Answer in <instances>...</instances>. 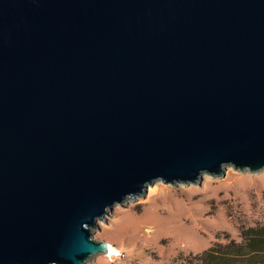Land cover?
Here are the masks:
<instances>
[{"label":"water","instance_id":"water-1","mask_svg":"<svg viewBox=\"0 0 264 264\" xmlns=\"http://www.w3.org/2000/svg\"><path fill=\"white\" fill-rule=\"evenodd\" d=\"M228 168L264 170V0H0V264H88Z\"/></svg>","mask_w":264,"mask_h":264},{"label":"rangeland","instance_id":"rangeland-1","mask_svg":"<svg viewBox=\"0 0 264 264\" xmlns=\"http://www.w3.org/2000/svg\"><path fill=\"white\" fill-rule=\"evenodd\" d=\"M199 185L157 182L126 208L115 206L93 237L125 255L113 251L88 264H183L181 255L199 254L229 236L240 242L241 228L264 225V170L228 168L225 177L205 175Z\"/></svg>","mask_w":264,"mask_h":264},{"label":"trees","instance_id":"trees-1","mask_svg":"<svg viewBox=\"0 0 264 264\" xmlns=\"http://www.w3.org/2000/svg\"><path fill=\"white\" fill-rule=\"evenodd\" d=\"M228 237V236H227ZM241 241L230 236L225 243L193 255H181L183 264H264V225L241 228Z\"/></svg>","mask_w":264,"mask_h":264},{"label":"bare ground","instance_id":"bare-ground-1","mask_svg":"<svg viewBox=\"0 0 264 264\" xmlns=\"http://www.w3.org/2000/svg\"><path fill=\"white\" fill-rule=\"evenodd\" d=\"M155 188H156V187H155ZM155 188H154V191H155ZM154 191H153V192H154ZM156 191L160 192V189H159V190H156ZM111 248H112V245L110 246V252H111V253L109 252L110 255H115V254H113V250H115V252H116V251H117L116 248H114V249H111ZM116 256H118V255H116Z\"/></svg>","mask_w":264,"mask_h":264},{"label":"built area","instance_id":"built-area-1","mask_svg":"<svg viewBox=\"0 0 264 264\" xmlns=\"http://www.w3.org/2000/svg\"><path fill=\"white\" fill-rule=\"evenodd\" d=\"M125 254L119 253V256H124Z\"/></svg>","mask_w":264,"mask_h":264},{"label":"clouds","instance_id":"clouds-1","mask_svg":"<svg viewBox=\"0 0 264 264\" xmlns=\"http://www.w3.org/2000/svg\"><path fill=\"white\" fill-rule=\"evenodd\" d=\"M114 252H115V250H113ZM116 255H119V253L118 252H116Z\"/></svg>","mask_w":264,"mask_h":264}]
</instances>
